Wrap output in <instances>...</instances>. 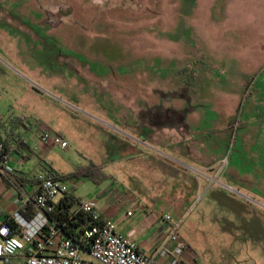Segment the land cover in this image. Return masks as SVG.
<instances>
[{
	"label": "rangeland",
	"instance_id": "374dc122",
	"mask_svg": "<svg viewBox=\"0 0 264 264\" xmlns=\"http://www.w3.org/2000/svg\"><path fill=\"white\" fill-rule=\"evenodd\" d=\"M262 44L264 0H0V138L16 142L31 133V124L62 136L68 148L50 144L44 156L60 175L91 165L109 175L100 184L66 179L76 198L94 197L112 176L117 191L136 200L135 209H147L160 222L169 213L187 245L177 264H264V203L258 196L229 183L236 194L216 178L210 188L188 167L183 175L192 181L182 176L168 182L156 178L147 157L126 158L128 135L140 137L126 126L138 121L130 91L153 105L180 75V88L193 101L197 74L211 71L209 80H216V70H249ZM94 72L109 76L102 81ZM230 78L245 81L246 92L228 101L223 119L231 132L212 136L213 151L223 153L221 177L238 150L235 123L256 81L255 74ZM210 116L219 118L214 111ZM244 142L253 148L251 140ZM235 158L254 171V157ZM26 170H34L32 163ZM221 191L246 211L236 212L227 199L219 203Z\"/></svg>",
	"mask_w": 264,
	"mask_h": 264
},
{
	"label": "crops",
	"instance_id": "0c3cea01",
	"mask_svg": "<svg viewBox=\"0 0 264 264\" xmlns=\"http://www.w3.org/2000/svg\"><path fill=\"white\" fill-rule=\"evenodd\" d=\"M261 54L250 64L251 69H241L233 74L232 69L227 71L216 70L219 73V78L209 80V72L205 74H197L194 81L198 88L197 97L191 100L192 96L182 92L180 88L181 80L174 86L173 90L163 91L161 99L151 104L148 101L138 102L130 91L129 106L133 111V116L138 118V121L132 120L126 126L132 132L142 137L129 136L130 143L126 144V158L147 157L156 165V178H162L168 182H173L182 178V176L192 181V177L183 175V168L188 167L194 173L205 178L208 187H214V178L220 179V187L234 190L229 183L235 184L239 188L246 189L251 194L258 196L264 203V46L261 45ZM215 57V56H214ZM222 55L218 54V59ZM222 61V58H220ZM244 64V63H243ZM224 67L221 65L219 67ZM215 71V70H214ZM95 77L104 80L109 74L104 76L100 72H94ZM255 74V83L249 89L248 96L245 97L246 108L242 113V119L238 124L235 123L236 129H239L237 135L238 150L233 154L231 165L228 172L221 177L219 175V162L223 157V153H215L213 151V134H221L224 131L230 133L229 129H233L228 121H224L226 114L225 110L228 101L239 94L244 96L246 92L245 81L239 82L232 78L246 77ZM132 77H138V74H131ZM144 75V74H143ZM202 78H205L204 80ZM203 80V81H202ZM193 82V83H194ZM178 86V87H177ZM177 88V89H176ZM232 98V99H233ZM232 102V101H231ZM235 104V103H234ZM238 103L233 107L238 110ZM248 104V105H247ZM229 106H232L231 104ZM218 113L219 118L210 116V112ZM228 113V112H227ZM229 114V113H228ZM234 112H232V115ZM23 126L29 128L26 118L21 117ZM229 123V124H228ZM32 131L30 134L18 138L16 142L9 141L10 158L9 164L14 168V172L10 177L6 175L0 176V220L6 217H12L19 211V192L21 190H31L34 183L33 176L39 170L45 167L51 168L55 175L61 176L59 171L48 163L45 157L48 153L49 145L40 144L41 129L37 125L31 124ZM211 126H215L212 127ZM219 126V127H216ZM43 131V130H42ZM144 132L145 135H141ZM245 133L248 134L245 136ZM38 136V138L36 137ZM252 141L253 148L245 147V139ZM20 144H23L20 146ZM39 149H35V148ZM161 148V150H160ZM39 153H37V152ZM20 156V157H19ZM254 157V171L245 170L241 161L235 157ZM22 158L25 160H22ZM186 159L191 166H187L182 160ZM28 162L32 163L34 170H26ZM103 169V166H100ZM104 171V169H103ZM185 173V172H184ZM106 174V173H105ZM109 176V175H108ZM111 183L105 186L103 190L95 194L94 199L97 204V210L100 218L103 221L112 220L115 222L117 231L130 238L139 248L140 251L148 254H153L160 247L162 241L167 234V228L163 221L160 222L147 209H135L136 200L131 197H126L117 191V183L111 176ZM20 179L23 183H20ZM226 181V183L223 181ZM33 182H29V181ZM68 184L69 182L65 180ZM70 186V184H69ZM71 187V186H70ZM71 187V194L76 197ZM235 191V190H234ZM236 194L239 191H235ZM217 197L219 203L226 202L234 204L236 212L242 213L246 211L244 204L239 202L237 198L228 196L225 192H219ZM240 194V193H239ZM172 202V201H170ZM228 204V205H230ZM233 206V207H234ZM22 213V212H21ZM23 215L27 213H22ZM170 215L164 213V215ZM163 215V217H164ZM261 215V213L259 214ZM171 216V215H170ZM160 264H167L164 260L159 261Z\"/></svg>",
	"mask_w": 264,
	"mask_h": 264
},
{
	"label": "built area",
	"instance_id": "2783aa9c",
	"mask_svg": "<svg viewBox=\"0 0 264 264\" xmlns=\"http://www.w3.org/2000/svg\"><path fill=\"white\" fill-rule=\"evenodd\" d=\"M39 136L41 145L62 149L69 146L62 136L49 131L43 130ZM4 147V140H0V175L11 177L14 168L9 160L2 159ZM33 180L31 190L19 192V211L0 220V264H160V260L176 264L177 256L187 248L178 224L167 214L163 221L170 231L160 247L153 254L140 251L130 238L117 231L115 222L101 220L94 199H75L71 213L83 214L84 221L79 237L68 236L50 216L56 205L71 194V187L49 167L36 172Z\"/></svg>",
	"mask_w": 264,
	"mask_h": 264
},
{
	"label": "trees",
	"instance_id": "16d2710c",
	"mask_svg": "<svg viewBox=\"0 0 264 264\" xmlns=\"http://www.w3.org/2000/svg\"><path fill=\"white\" fill-rule=\"evenodd\" d=\"M238 127V124L236 125ZM0 140H2L0 138ZM4 150L1 153L2 159L4 161H8L10 158V144L9 141L4 140ZM23 144H20L22 146ZM2 176V174L0 175ZM59 179L66 180L70 178H84L93 180L95 183L100 184L101 182L105 181L109 178L107 174L104 173L103 169L100 166L91 165L88 167H83L81 169L76 170L75 172L66 175V176H57ZM10 177H8V184L10 181ZM20 183H23L20 179H17ZM33 182V181H29ZM75 199L72 194L66 195L59 204L56 205L54 212L51 214V220L57 221L59 227L62 228L63 232L72 237H79L80 233V226L84 221V216L81 213L72 214L71 210L75 206ZM25 216L30 217V214H25ZM9 219V218H8ZM12 221V220H11ZM178 263V262H177ZM176 263V264H177Z\"/></svg>",
	"mask_w": 264,
	"mask_h": 264
}]
</instances>
